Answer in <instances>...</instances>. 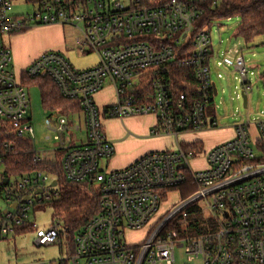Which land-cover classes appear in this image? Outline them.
I'll list each match as a JSON object with an SVG mask.
<instances>
[{
    "label": "built area",
    "instance_id": "1",
    "mask_svg": "<svg viewBox=\"0 0 264 264\" xmlns=\"http://www.w3.org/2000/svg\"><path fill=\"white\" fill-rule=\"evenodd\" d=\"M14 1L0 0V239L25 229L35 230L37 246L64 242L58 220L46 229L30 221L36 206L58 196V190L53 191L58 180L47 187L52 174L8 176L6 172L14 137L32 142L36 163L59 155L65 181L87 184L100 195L99 213L74 238L71 255L59 264H175L177 248L185 249L190 262L264 264V120L235 125L231 140L206 152L186 151L178 142L172 150L149 153L124 169H102V163L115 154L105 132V114L119 120L153 115L155 137L178 139L183 133L217 127L208 115L215 97L211 35L208 27L199 29L198 22L226 0H23L34 12L22 16L14 14ZM39 25L77 28L76 50L96 53L98 64L79 70L63 53L46 51L18 73L3 37ZM171 64L192 70L193 100L185 93L176 95L164 78L148 80L150 92L141 91L144 76L158 75ZM234 69L247 87L242 56L236 57ZM23 77L48 78L64 99L80 109V114L55 113L45 121L50 133L46 141L55 143L52 157L36 149ZM108 83L116 98L102 111L95 96ZM80 115L84 127L74 119ZM200 155L206 166L194 169L190 161ZM188 180L196 185V192L173 204L142 242L130 244L126 233L148 227L162 199ZM201 200L205 207L199 208L196 204Z\"/></svg>",
    "mask_w": 264,
    "mask_h": 264
},
{
    "label": "rangeland",
    "instance_id": "2",
    "mask_svg": "<svg viewBox=\"0 0 264 264\" xmlns=\"http://www.w3.org/2000/svg\"><path fill=\"white\" fill-rule=\"evenodd\" d=\"M120 1L126 2V0ZM33 12L34 7L32 5L26 4L23 0L14 1L15 15L22 16L32 14ZM240 26L241 17L234 16L230 18H216L208 28L211 35L212 56L214 57L211 62V76L218 90V94L214 97L216 113L214 120L217 126L216 130H223L227 135H233V131H235L234 126L237 124L255 123L264 120V80L262 78L264 75V36H258L252 41L247 42L239 35ZM23 32L25 34L28 31L26 29V32L25 30ZM30 34L25 36L26 38L21 42V50L24 53H31L35 49H39L42 45L37 36ZM60 34L65 38V48L68 50L64 55L76 69L84 70L98 64V56L96 53L91 52L82 54L76 50L75 38L78 34L77 28L66 27ZM10 36L11 35H5L3 37V42L12 50L14 59L15 46L11 43ZM238 56H242L245 60L248 70L247 87L249 89L243 85L239 73L234 69V62ZM13 66L15 68V64ZM244 87L247 89L245 92L248 93L249 97L247 107H244V101L241 96ZM27 93L29 99L28 118L34 128L36 149L38 152L42 153L44 157H52L53 154L51 150L54 148L55 143L52 141L53 139H51V141H46L50 133L46 128L45 121L48 118H52L55 113H51L43 107L39 87L30 86L27 89ZM79 118L84 127L83 115H80ZM250 131L252 137H254L256 134L255 126H251ZM211 134L208 136H202L200 134L201 137H198L202 142V144L200 143L203 146V149L200 147L202 151L211 147L208 141L209 138H212L214 135L212 134L211 136ZM190 162L194 169L203 168L204 157L200 155L197 159ZM102 169H105L104 165H102ZM2 170L3 169L0 168V172ZM53 180L54 177L50 176V182L46 186L50 187ZM57 190L58 189H53V191ZM181 199L182 195L178 191H173L166 198L164 197L159 213L156 215V219L144 229L136 232H127L125 237L128 242L133 245L142 242L147 237L148 230L155 221L165 216L169 212L171 206ZM209 201L211 202V198ZM196 206L199 208L205 207V201H199ZM53 216L54 209L52 205L45 203L42 206H36L34 208V212L31 213L30 221L34 223L37 228L46 229L52 224ZM35 239V230L18 231L10 235L7 239H0V264H33L38 262L59 264L61 260H67L68 245L65 241L62 245L37 246L35 244ZM175 264L203 263L201 260L190 262L185 254V249L177 248Z\"/></svg>",
    "mask_w": 264,
    "mask_h": 264
},
{
    "label": "trees",
    "instance_id": "3",
    "mask_svg": "<svg viewBox=\"0 0 264 264\" xmlns=\"http://www.w3.org/2000/svg\"><path fill=\"white\" fill-rule=\"evenodd\" d=\"M36 1V0H27ZM241 17L239 35L247 42L258 36H264V0H226L216 11L207 12L198 22L199 29L208 27L213 19L223 17ZM157 78H164L172 83L176 95L185 93L190 100L196 97L194 90L195 81L192 70L185 67H176L171 64L160 69L158 75L150 74L143 77L141 91L150 92V83ZM264 80V75H263ZM23 85L28 89L30 86H37L41 91L42 105L51 113H60L71 116L80 114L78 106L71 101L64 99L54 83L48 78L22 79ZM214 100L211 103L213 105ZM13 144L12 152L6 158V172L8 176H25L35 171L52 174L58 180V196L53 197L49 204L54 209L53 219L62 224V239L68 245V256L72 253L74 238L81 232L82 228L99 213L100 195L94 187L87 184H72L64 180L61 174L60 156L52 159H45L42 162H34L35 153L32 142L19 138H11ZM186 151L199 152L200 147L195 144H183ZM197 187L188 180L184 185L174 189L180 192L182 199L195 193ZM25 230V229H23ZM199 228V233H201ZM60 264H67L62 261Z\"/></svg>",
    "mask_w": 264,
    "mask_h": 264
},
{
    "label": "crops",
    "instance_id": "4",
    "mask_svg": "<svg viewBox=\"0 0 264 264\" xmlns=\"http://www.w3.org/2000/svg\"><path fill=\"white\" fill-rule=\"evenodd\" d=\"M66 27L62 25H39L33 26L27 29V33H14L9 38L11 43L15 46V70L18 73L27 69L42 53L46 51H59L63 54L68 50L65 48V38L61 36V31ZM26 32V30H25ZM31 33V34H30ZM35 35L42 44L39 49H35L31 53H24L21 50V42L27 35ZM78 37V34L76 38ZM75 38V39H76ZM44 41V42H43ZM10 43V44H11ZM74 66V65H73ZM75 67V66H74ZM88 69V68H87ZM212 69V68H211ZM214 83V82H213ZM215 84V83H214ZM216 88V85H215ZM249 89V88H248ZM217 90V88H216ZM247 90L243 88V93L247 96V106L249 102ZM249 92V91H248ZM218 94V90H217ZM216 96V95H215ZM116 94L115 89L111 84H106L105 87L95 96V102L97 106L105 111L110 105L115 102ZM208 115L211 120L216 117L215 106L213 105L208 110ZM74 119L81 121L80 118ZM105 132L109 140H111L115 146V154L112 158L104 161L102 164L106 170H120L133 164L143 156L152 152H161L172 150L179 142L181 144H197L201 149L202 142L198 137L200 134L210 135L214 134L212 138H209V145L211 146L204 152L213 149L214 147L223 144L234 137L233 135H227L223 130H216V128L208 129L199 133H183L179 135L178 139L171 135H164L155 137L152 135V131L157 128V121L155 116L147 115L141 117H130L124 120L108 117L106 114L103 119ZM255 136L257 135L255 129ZM193 134V135H192ZM201 143V144H200ZM204 157V156H202ZM206 166L204 160V166Z\"/></svg>",
    "mask_w": 264,
    "mask_h": 264
},
{
    "label": "water",
    "instance_id": "5",
    "mask_svg": "<svg viewBox=\"0 0 264 264\" xmlns=\"http://www.w3.org/2000/svg\"><path fill=\"white\" fill-rule=\"evenodd\" d=\"M215 90V95H217V90H216V88L214 89ZM241 96H242V98H243V101H244V107H247V96L245 95V93H243L242 92V94H241ZM56 181H54L53 183H52V186H56ZM42 192L41 191H38V194H41ZM14 206H16V205H14Z\"/></svg>",
    "mask_w": 264,
    "mask_h": 264
}]
</instances>
